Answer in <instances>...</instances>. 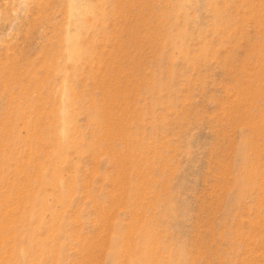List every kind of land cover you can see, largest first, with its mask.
<instances>
[{
  "label": "rangeland",
  "instance_id": "374dc122",
  "mask_svg": "<svg viewBox=\"0 0 264 264\" xmlns=\"http://www.w3.org/2000/svg\"><path fill=\"white\" fill-rule=\"evenodd\" d=\"M0 264H264V0H0Z\"/></svg>",
  "mask_w": 264,
  "mask_h": 264
}]
</instances>
